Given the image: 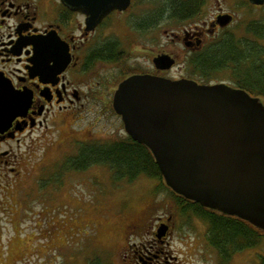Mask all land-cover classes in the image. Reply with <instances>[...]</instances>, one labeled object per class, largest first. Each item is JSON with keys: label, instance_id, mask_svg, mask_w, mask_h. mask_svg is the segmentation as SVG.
<instances>
[{"label": "rangeland", "instance_id": "374dc122", "mask_svg": "<svg viewBox=\"0 0 264 264\" xmlns=\"http://www.w3.org/2000/svg\"><path fill=\"white\" fill-rule=\"evenodd\" d=\"M161 1L133 0L123 14L108 18L106 31L123 49L120 63L115 60L121 70L138 65L147 67L158 50L172 49L163 30L176 29L181 19L166 15L153 28L150 23L139 25L161 8ZM204 1L206 15L219 2L227 11H236L237 21L229 31L242 32L248 21L264 19V5L249 6L243 0ZM261 43L264 45V39ZM178 48L182 45H176ZM247 67L243 71L256 76L255 70ZM224 71L217 80L233 83L232 71ZM191 74L202 81L198 73ZM94 117L85 114L72 127L79 130V139L106 142L125 135L118 115L110 112ZM69 132L64 123L60 131L49 128L47 134L36 132L42 134L40 140L33 134V139L26 138L20 146L21 154L31 143L25 154L26 162L37 169L41 161L42 180L35 183L29 175L21 184L13 181L12 187L0 184V264H134L133 252L144 241L140 232L150 229L159 216L168 214H173L174 225L165 242L158 246L162 252L157 253L156 264L261 263L264 239L255 247L222 260L207 243L208 225L197 215L180 212L170 192L157 188L156 179L141 175L131 182L116 181L111 170L102 164L71 168L68 158L78 151L77 143H69ZM20 187L22 197L18 195Z\"/></svg>", "mask_w": 264, "mask_h": 264}, {"label": "flooded vegetation", "instance_id": "af4514ba", "mask_svg": "<svg viewBox=\"0 0 264 264\" xmlns=\"http://www.w3.org/2000/svg\"><path fill=\"white\" fill-rule=\"evenodd\" d=\"M204 2L199 4L192 17L182 19L176 29L163 30L172 49L158 50L147 67L138 65L121 70L115 60L120 63L123 49L106 31V22L129 7L123 11L112 9L92 25L94 23L87 21L86 13L73 9L62 0H0V92L7 91L5 99H0V184L12 187L13 181L21 184L29 175L34 182L43 179L41 161H38L37 169L26 162L25 154L31 143L20 154V146L33 134H47L49 128L60 131L65 123L70 131L69 143H77L76 149L99 142L79 139V130L74 131L72 127L85 114H94L95 119L110 112L118 115L112 107V96L118 83L127 76L149 73L171 79L192 78L199 82L190 72V61L222 36L232 32L239 42L248 39L261 43L264 39L258 38L254 31H247V27L242 32L229 31L231 24L237 21L236 11H227L219 2L206 15ZM243 2L252 4L248 0ZM222 15L231 17L227 25H221L227 18ZM168 18H171L170 14ZM145 23H150L153 28L160 21L151 14L139 25ZM112 43L116 44L115 54ZM178 44L182 48L176 49ZM159 54H169L174 64L168 69L157 67L153 59ZM37 135L40 140L42 134ZM22 190V187L18 190L21 197ZM172 220L173 214L159 216L150 229L140 232L144 241L139 243V250L133 252L134 264L159 261L157 253L162 250L158 246L165 242L166 234L174 225ZM162 224L168 229L163 238L158 234Z\"/></svg>", "mask_w": 264, "mask_h": 264}, {"label": "water", "instance_id": "95a60500", "mask_svg": "<svg viewBox=\"0 0 264 264\" xmlns=\"http://www.w3.org/2000/svg\"><path fill=\"white\" fill-rule=\"evenodd\" d=\"M62 1L86 13L92 25L131 3ZM225 16L221 25L231 20ZM153 61L163 69L174 64L169 54ZM0 94L5 99L7 91ZM112 97L123 129L150 149L172 191L264 230V103L259 97L223 81L197 83L149 73L127 76ZM166 229L162 224L158 234Z\"/></svg>", "mask_w": 264, "mask_h": 264}, {"label": "trees", "instance_id": "16d2710c", "mask_svg": "<svg viewBox=\"0 0 264 264\" xmlns=\"http://www.w3.org/2000/svg\"><path fill=\"white\" fill-rule=\"evenodd\" d=\"M157 2V1H156ZM159 2V0H158ZM204 0H162L160 9L154 14L161 21L166 15L174 19H187L197 11ZM247 31H254L258 38L264 37V21H252L246 24ZM113 54H115V43ZM191 72L198 73L203 82L217 79L224 70L232 71L234 85L245 89L253 96L264 99V45L242 39L239 42L233 33L221 37V40L211 44L203 52L191 59ZM255 70L256 76L247 66ZM133 71V70H131ZM205 80V81H204ZM209 80V81H208ZM261 98V99H262ZM76 156L68 159L71 168L86 169L89 165L102 164L108 167L113 179L131 182L144 175L158 181V189L165 188L179 204L180 212L197 215L208 225L206 239L218 253L222 260H228L232 254L251 249L264 239V230L254 226L251 222L234 215L224 214L202 206L198 201L184 198L172 191L158 168L153 154L143 143L132 139L125 133L118 139L106 142L88 144L77 149ZM264 264V258L260 261ZM260 263V264H261Z\"/></svg>", "mask_w": 264, "mask_h": 264}]
</instances>
